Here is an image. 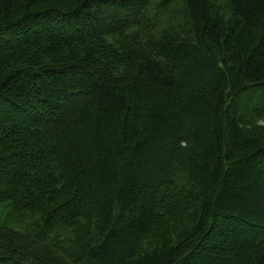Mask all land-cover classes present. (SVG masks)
Instances as JSON below:
<instances>
[{
	"label": "trees",
	"instance_id": "trees-1",
	"mask_svg": "<svg viewBox=\"0 0 264 264\" xmlns=\"http://www.w3.org/2000/svg\"><path fill=\"white\" fill-rule=\"evenodd\" d=\"M0 264H264V0H0Z\"/></svg>",
	"mask_w": 264,
	"mask_h": 264
},
{
	"label": "rangeland",
	"instance_id": "rangeland-1",
	"mask_svg": "<svg viewBox=\"0 0 264 264\" xmlns=\"http://www.w3.org/2000/svg\"><path fill=\"white\" fill-rule=\"evenodd\" d=\"M178 5H180V4H178ZM177 7V6H176ZM174 8V6L171 8V10Z\"/></svg>",
	"mask_w": 264,
	"mask_h": 264
}]
</instances>
